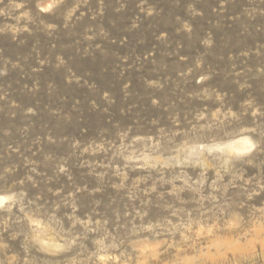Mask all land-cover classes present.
<instances>
[{
  "label": "rangeland",
  "instance_id": "rangeland-1",
  "mask_svg": "<svg viewBox=\"0 0 264 264\" xmlns=\"http://www.w3.org/2000/svg\"><path fill=\"white\" fill-rule=\"evenodd\" d=\"M0 196V264H264V0H0Z\"/></svg>",
  "mask_w": 264,
  "mask_h": 264
},
{
  "label": "bare ground",
  "instance_id": "bare-ground-1",
  "mask_svg": "<svg viewBox=\"0 0 264 264\" xmlns=\"http://www.w3.org/2000/svg\"><path fill=\"white\" fill-rule=\"evenodd\" d=\"M243 143H245V141L244 140H240L239 141V143H237V144H243ZM248 143V142H247ZM237 144H233V145H231L230 146V148L231 149H234V148H236L237 147ZM7 200V198L6 197H3V196H0V201H6ZM4 203H0V206H2Z\"/></svg>",
  "mask_w": 264,
  "mask_h": 264
},
{
  "label": "snow or ice",
  "instance_id": "snow-or-ice-1",
  "mask_svg": "<svg viewBox=\"0 0 264 264\" xmlns=\"http://www.w3.org/2000/svg\"><path fill=\"white\" fill-rule=\"evenodd\" d=\"M217 151H219V149H217ZM7 201H0V203H6Z\"/></svg>",
  "mask_w": 264,
  "mask_h": 264
}]
</instances>
